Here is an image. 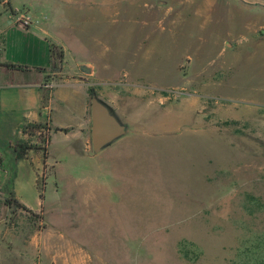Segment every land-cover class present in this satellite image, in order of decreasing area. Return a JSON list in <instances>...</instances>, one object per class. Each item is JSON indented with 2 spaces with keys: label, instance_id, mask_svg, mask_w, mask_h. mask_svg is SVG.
Masks as SVG:
<instances>
[{
  "label": "rangeland",
  "instance_id": "1",
  "mask_svg": "<svg viewBox=\"0 0 264 264\" xmlns=\"http://www.w3.org/2000/svg\"><path fill=\"white\" fill-rule=\"evenodd\" d=\"M3 1L1 26L15 8L34 23L0 28V264H49L56 249L55 264H231L264 231V0ZM83 63L98 86L46 84ZM38 68L42 89L25 81ZM89 89L128 126L97 155ZM35 106L46 160L16 162ZM7 189L41 222L10 214Z\"/></svg>",
  "mask_w": 264,
  "mask_h": 264
},
{
  "label": "trees",
  "instance_id": "2",
  "mask_svg": "<svg viewBox=\"0 0 264 264\" xmlns=\"http://www.w3.org/2000/svg\"><path fill=\"white\" fill-rule=\"evenodd\" d=\"M51 60L53 63L56 61V58H59V62L63 58L62 50L56 49L54 46L50 48ZM89 96H97L92 89H89ZM22 139L11 144V150L13 153V158L15 161H21L26 158V156L31 151H40L44 160H46L47 156V145L49 142V128L45 124H24L21 128ZM44 130L46 132L44 133ZM43 131V132H42ZM55 131H61L63 133H68L71 129H59L55 128ZM37 135V136H36ZM37 137L36 141L40 146L36 144H31V138ZM4 191V190H3ZM5 192L4 206L8 210V212L12 215H15L17 211H24L27 213L28 222H33L37 224L41 222V215L35 214L27 210L14 196V193L11 189H7ZM40 201L43 200V196L39 195ZM14 220L13 218H11ZM10 219V220H11ZM11 220V221H12ZM247 241H243L240 243V246L236 249L234 253V258L231 264H264V231L258 232L254 234L251 245L246 244Z\"/></svg>",
  "mask_w": 264,
  "mask_h": 264
},
{
  "label": "crops",
  "instance_id": "3",
  "mask_svg": "<svg viewBox=\"0 0 264 264\" xmlns=\"http://www.w3.org/2000/svg\"><path fill=\"white\" fill-rule=\"evenodd\" d=\"M6 0H4L3 2H1V5H3V3H5ZM10 10V9H9ZM9 18V17H8ZM4 25L5 26H1L0 24V28H2V30H5L6 28L9 27V25H12V23L10 24H7L6 22H4ZM4 27V28H3ZM12 66V67H11ZM83 67H85L87 70H88V73H85L83 72L81 69H78L76 72L77 73H71V74H68L67 76L66 75H63L62 72H59L57 71L56 73H51V78H50V83H46L48 84L49 86H53L54 88L57 87V85L59 84H67V85H71V86H74V87H79V88H84L85 89V92H86V89L88 87H92V86H98V85H95L94 83H91L90 80L92 78H95L96 77V69L94 67L93 64L91 63H83L82 65ZM3 67V64L1 63L0 64V69ZM6 67L10 68L12 71L14 72H19L21 71V69H23L22 67L20 66H16L14 65L13 63H10V65H6ZM36 74V77H34L32 80L27 78L25 79L26 81V84L29 86V87H35L37 86L38 84H36V79H42L43 80V75H47V74H44L43 72L39 73H35ZM34 82V83H33ZM58 82H61V83H58ZM46 84H44V81H43V84L39 83V85L37 86L38 88H41L43 86H46ZM0 85H1V82H0ZM47 85V86H48ZM3 87V86H2ZM31 87V88H32ZM53 96H54V92H53ZM67 97V95L65 96ZM64 97V98H65ZM69 98V97H67ZM99 98V97H98ZM100 99V98H99ZM74 103L78 105L79 107V110H78V117H79V122H82L85 120V117L87 116V112H88V106L86 104V96H84L81 100L77 101L76 99L74 100ZM40 104V103H39ZM38 104V105H39ZM55 104H51V111H53V107H54ZM37 106V105H36ZM34 107L33 109H29L28 112L26 113V115L22 118V121L18 124V128H17V131H18V134H19V140L23 138V136L21 135V130L19 128H21L24 124H31V120L28 121V119H32L33 121H37L39 119H41L42 117V113H37L36 112V109L37 107ZM73 106L75 107V105L73 104ZM118 116V115H117ZM50 122L52 123V118L50 116ZM77 123V124H78ZM69 127H72V125H66L65 127H62V129H65V128H69ZM61 129V128H59ZM50 131V130H49ZM66 134V133H64ZM68 134V133H67ZM50 135V133H49ZM28 156V155H27ZM27 156L25 159H27ZM25 159L21 160V161H26ZM16 162H19V161H16ZM15 198L17 199L16 195H15ZM18 200V199H17ZM19 201V200H18ZM20 202V201H19ZM21 203V202H20ZM22 204V203H21ZM23 205V204H22ZM44 246H55V244L51 245V244H44ZM56 248V247H55ZM46 251H48L46 249ZM52 250L46 252L47 256L46 258H44V261H46V263L48 262L49 264H55V258L53 257L55 254L56 256L58 255L57 254V249L54 250L52 253L51 252Z\"/></svg>",
  "mask_w": 264,
  "mask_h": 264
},
{
  "label": "water",
  "instance_id": "4",
  "mask_svg": "<svg viewBox=\"0 0 264 264\" xmlns=\"http://www.w3.org/2000/svg\"><path fill=\"white\" fill-rule=\"evenodd\" d=\"M81 70H88L81 66ZM128 133V126L105 102L93 95L90 97V141L94 155L102 152Z\"/></svg>",
  "mask_w": 264,
  "mask_h": 264
},
{
  "label": "built area",
  "instance_id": "5",
  "mask_svg": "<svg viewBox=\"0 0 264 264\" xmlns=\"http://www.w3.org/2000/svg\"><path fill=\"white\" fill-rule=\"evenodd\" d=\"M10 22L21 25L24 28L30 27L34 23V19L30 16L28 11L23 9H17L11 13L9 17Z\"/></svg>",
  "mask_w": 264,
  "mask_h": 264
},
{
  "label": "flooded vegetation",
  "instance_id": "6",
  "mask_svg": "<svg viewBox=\"0 0 264 264\" xmlns=\"http://www.w3.org/2000/svg\"><path fill=\"white\" fill-rule=\"evenodd\" d=\"M51 62H52L53 65H52V67L50 69H52L55 66V62L54 63H53V61H51ZM45 71H46V69H40V68H38L35 73H37V72H39V73H41V72L45 73Z\"/></svg>",
  "mask_w": 264,
  "mask_h": 264
}]
</instances>
